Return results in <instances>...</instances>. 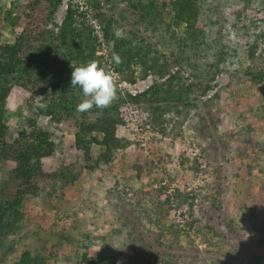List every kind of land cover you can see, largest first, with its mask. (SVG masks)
Masks as SVG:
<instances>
[{
  "label": "rangeland",
  "instance_id": "374dc122",
  "mask_svg": "<svg viewBox=\"0 0 264 264\" xmlns=\"http://www.w3.org/2000/svg\"><path fill=\"white\" fill-rule=\"evenodd\" d=\"M28 1L0 0V45L13 43L24 30L12 24L18 14L24 18ZM152 1L163 9L165 0L101 4L108 9L115 35L128 48L148 49L149 58L161 52L174 59L183 50L186 24L172 22L167 14L171 4L152 22L153 16L142 11ZM195 1L208 42L220 34L229 48L224 70L210 92L217 96L210 108L214 126L208 129V139L198 132L199 108L171 106L155 113L133 104L123 107L126 125L120 137L127 146L111 163L85 172L73 185L47 183L26 209L20 230L8 237L7 242L16 241L14 250L0 264H10L24 248L44 253L46 245L64 251L56 264H84L85 253L95 263L108 258V264H255V255L263 257L264 264V82L258 84L248 74L264 69V0ZM70 6L76 10L77 27L98 38L97 56H102L98 65L114 74L122 94L140 93L167 79L151 72L144 78L140 60L133 65L135 81L127 76L131 72L118 70L112 57L115 43L104 38L105 23L95 0H61L52 18L41 23L44 30L58 33ZM253 48L255 55L250 56ZM209 52L189 49L191 64L176 66L175 71L181 68L189 77L199 73L212 56ZM64 53L63 49L51 56L45 82L13 85L6 122L15 138L31 119L36 120L57 144L46 166L66 160L78 171L88 164L76 147L78 126L83 120H95L97 114L86 118L51 106L64 87L59 69L66 61ZM63 74L68 79V73ZM92 153L96 161L101 147L94 144ZM138 161L149 163L142 177L137 176ZM10 174L11 165L2 162L0 191ZM134 227L153 251L166 254L155 257L145 252L143 257L125 246Z\"/></svg>",
  "mask_w": 264,
  "mask_h": 264
},
{
  "label": "trees",
  "instance_id": "16d2710c",
  "mask_svg": "<svg viewBox=\"0 0 264 264\" xmlns=\"http://www.w3.org/2000/svg\"><path fill=\"white\" fill-rule=\"evenodd\" d=\"M60 2L61 0H29L25 6L24 18L18 14L12 24L14 28L24 26V30L13 43L0 45V170L2 162L11 165L10 177L0 191V261H5L13 253L16 241L7 242L8 237L20 230L21 223L26 218V209L39 196L47 183L56 182L61 187L73 185L85 172L94 171L101 164L111 163L116 152L127 146L128 142L120 137L126 125L122 114L123 107L133 104L155 113L171 106L199 108L202 126L198 128V132L207 138L206 134L214 126L210 108L217 94L211 96L210 92L215 88L216 77L224 70L222 66L228 60L229 48L223 43L220 34L219 37L208 42L204 26L199 24L200 9L196 1L165 0L163 2V9H166L168 4L172 5V9L167 13L172 22L186 24L184 38H181V44H184L183 50L173 59L161 52H156L153 58H149L151 51L148 49L143 51L128 48L126 41L115 35L112 20L107 19L108 9L102 6V0H95V6L101 11L99 15L105 23L104 38L108 43H115L112 57L118 64V70L123 73L131 72L127 76L135 81L133 65L140 60L144 78L151 72L160 79L164 77L167 79L157 80L149 89L136 94H122L116 86V99L109 107L101 110L94 106L88 111L80 112L86 118H89L90 114H97L95 120H83L76 133V147L83 153L88 164L78 171L66 160L59 166L47 167L46 161L54 157L57 151V144L51 132L39 128L38 122L31 119L15 138L9 135L6 104L13 85L27 82L38 84L42 80L45 82L47 78L45 72L50 65L51 56L60 54L64 49L66 53L62 55L66 61L64 67L59 68L64 87L60 86L57 91L60 92L59 99L53 101L51 106L68 113L77 112L76 106L84 97L79 86L71 87L72 66L86 65L91 60L97 61L102 58L97 56L98 38L92 31H85L82 26L77 27L76 10L72 6L69 7L58 33L44 30L41 23L52 18ZM163 9L160 10L155 1L142 7L143 14L153 16L152 22ZM22 19L23 25L20 24ZM218 31L221 32L222 29ZM191 48L200 51L209 50L208 54L212 56L206 67L189 77L180 67L175 71V67L191 64L192 58L188 55V50ZM254 55L253 48L250 50V56ZM74 61L76 64L73 63ZM63 71L68 73V79ZM248 74L254 82L258 84L264 82V69H251ZM94 144L101 147V155L96 161L92 153ZM148 165L147 161H138L135 165L138 170L137 176L142 177ZM193 207L194 203H191V209ZM136 229L137 227L131 229L125 246L143 257L145 252L155 257L158 253L166 254V251H153L154 246L149 242L146 244V236ZM48 232L50 236L51 231ZM261 232L264 235V227L261 228ZM261 245L264 246V241ZM43 251L44 253H34L32 249L24 248L18 258L10 264H56L58 258L64 255V251L57 245H46ZM130 256L133 257L134 254ZM81 259L84 264H108L110 261L107 258L105 261L95 263L86 253ZM254 260L255 264L263 263V257L260 255H255Z\"/></svg>",
  "mask_w": 264,
  "mask_h": 264
},
{
  "label": "clouds",
  "instance_id": "9594fccd",
  "mask_svg": "<svg viewBox=\"0 0 264 264\" xmlns=\"http://www.w3.org/2000/svg\"><path fill=\"white\" fill-rule=\"evenodd\" d=\"M71 87L79 86L84 99L76 106L77 112H85L94 106L109 107L116 99L117 87L114 74L105 71L98 62L91 60L82 66H72ZM39 98V97H38Z\"/></svg>",
  "mask_w": 264,
  "mask_h": 264
}]
</instances>
